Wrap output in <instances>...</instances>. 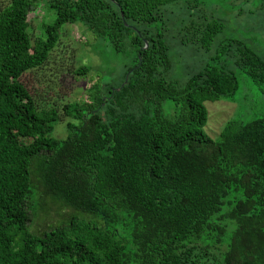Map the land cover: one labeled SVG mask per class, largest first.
Returning <instances> with one entry per match:
<instances>
[{
    "label": "trees",
    "instance_id": "16d2710c",
    "mask_svg": "<svg viewBox=\"0 0 264 264\" xmlns=\"http://www.w3.org/2000/svg\"><path fill=\"white\" fill-rule=\"evenodd\" d=\"M178 1L0 0V264H264V117L229 119L215 139L203 129L204 102L238 87L233 68L264 87V58L239 39L213 44L224 21L191 0L169 10ZM39 8L55 18L32 37ZM74 23L124 62L88 100L62 105L58 138L60 112L39 106L27 78ZM170 23L183 25L171 36L178 48L209 57L186 66L183 84L168 76ZM46 198L72 214L34 233L29 203Z\"/></svg>",
    "mask_w": 264,
    "mask_h": 264
},
{
    "label": "rangeland",
    "instance_id": "374dc122",
    "mask_svg": "<svg viewBox=\"0 0 264 264\" xmlns=\"http://www.w3.org/2000/svg\"><path fill=\"white\" fill-rule=\"evenodd\" d=\"M191 1L199 5L202 14L207 18L214 16L224 21L225 27L214 38L213 44L230 38L239 39L264 58V0ZM186 3L180 0L171 5L169 10L183 8ZM177 17L185 19L187 24L190 20L203 21L197 16L188 19L180 14ZM54 18L55 12L48 8H39L32 12L29 27L31 36L39 33L40 21L52 22ZM175 23L169 24L171 29L168 36L177 59L174 60L168 76L178 84H183L190 71L186 66L195 64L194 67H200L209 61V57L207 52L201 48L193 49L191 46H179L178 48L175 39H171V36L175 35L179 26L183 25ZM213 51L214 47L210 53ZM57 62L61 64V68ZM123 62L124 57L120 53H115L106 40L95 39L92 33L81 24L63 26L59 44L52 52V57L45 68L27 78L31 91L36 94L35 98L39 106H55L60 112L61 121L54 125L52 132L54 137L63 138L67 133L65 120L68 118L63 115L62 105L66 102L88 100L86 90L89 86L96 82L98 77L105 78L110 74H117ZM78 65L90 66L89 72L84 77L72 74L71 71ZM233 70L238 81L234 94L217 101L204 102L207 122L203 129L213 139L217 138L223 125L229 119H239L245 123L257 117H264V87L255 85L239 69L233 68ZM163 109L166 113H172L174 102L166 100L163 103ZM29 206L31 219L28 225L34 233H40L49 226L65 222L68 215L72 214L70 208L61 207L48 198L45 199L42 207L34 209L33 201L29 203Z\"/></svg>",
    "mask_w": 264,
    "mask_h": 264
},
{
    "label": "water",
    "instance_id": "95a60500",
    "mask_svg": "<svg viewBox=\"0 0 264 264\" xmlns=\"http://www.w3.org/2000/svg\"><path fill=\"white\" fill-rule=\"evenodd\" d=\"M121 16H122V13H121ZM126 79H127V76L125 77V81H126Z\"/></svg>",
    "mask_w": 264,
    "mask_h": 264
}]
</instances>
